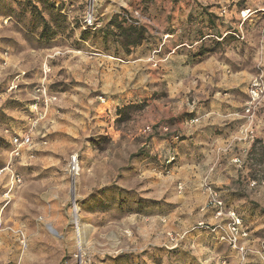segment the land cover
Masks as SVG:
<instances>
[{
    "label": "rangeland",
    "instance_id": "374dc122",
    "mask_svg": "<svg viewBox=\"0 0 264 264\" xmlns=\"http://www.w3.org/2000/svg\"><path fill=\"white\" fill-rule=\"evenodd\" d=\"M87 1L0 0V264H264V0Z\"/></svg>",
    "mask_w": 264,
    "mask_h": 264
},
{
    "label": "built area",
    "instance_id": "2783aa9c",
    "mask_svg": "<svg viewBox=\"0 0 264 264\" xmlns=\"http://www.w3.org/2000/svg\"><path fill=\"white\" fill-rule=\"evenodd\" d=\"M96 2L97 0H88L87 1V12H86V16H85V26L88 28H93L95 26V22H96ZM262 95V90L261 87L259 86V84H254L253 89L251 91V99L256 102L257 100L260 99ZM105 101V100H103ZM49 102H51V100H46L45 104L46 106L49 105ZM31 133H27L26 135H22V136H17L12 138V141L14 143V146L17 149H22L24 147H28L30 145H32V138H31ZM15 150V151H16ZM18 153V150H17ZM18 155V154H17ZM79 156L78 154L74 155L71 157L70 160V173L72 176H78L80 173V162H79ZM212 197V201L210 203V205L216 209V217L220 218L223 217L224 213V206H223V202L220 201L216 194H214L213 192L210 194ZM232 235H233V244L236 247H238V240L240 238V234H239V229L241 227V221L240 219L236 216L235 213H232Z\"/></svg>",
    "mask_w": 264,
    "mask_h": 264
},
{
    "label": "trees",
    "instance_id": "16d2710c",
    "mask_svg": "<svg viewBox=\"0 0 264 264\" xmlns=\"http://www.w3.org/2000/svg\"><path fill=\"white\" fill-rule=\"evenodd\" d=\"M122 33L126 39L130 41V44L137 46L144 38L143 34L145 33V29L131 26L129 28L122 29Z\"/></svg>",
    "mask_w": 264,
    "mask_h": 264
},
{
    "label": "bare ground",
    "instance_id": "6f19581e",
    "mask_svg": "<svg viewBox=\"0 0 264 264\" xmlns=\"http://www.w3.org/2000/svg\"><path fill=\"white\" fill-rule=\"evenodd\" d=\"M86 228V225L84 224V225H82V227H80L79 229H78V232H79V235H80V240L82 241V235L84 234V229Z\"/></svg>",
    "mask_w": 264,
    "mask_h": 264
},
{
    "label": "crops",
    "instance_id": "0c3cea01",
    "mask_svg": "<svg viewBox=\"0 0 264 264\" xmlns=\"http://www.w3.org/2000/svg\"><path fill=\"white\" fill-rule=\"evenodd\" d=\"M140 53V51H138L136 54Z\"/></svg>",
    "mask_w": 264,
    "mask_h": 264
}]
</instances>
